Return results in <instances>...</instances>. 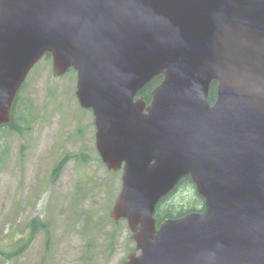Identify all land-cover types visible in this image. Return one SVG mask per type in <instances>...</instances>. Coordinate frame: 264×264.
I'll list each match as a JSON object with an SVG mask.
<instances>
[{
    "label": "water",
    "instance_id": "95a60500",
    "mask_svg": "<svg viewBox=\"0 0 264 264\" xmlns=\"http://www.w3.org/2000/svg\"><path fill=\"white\" fill-rule=\"evenodd\" d=\"M44 55L76 72L97 153L122 168V264H264V0H0V127ZM185 176L202 211L156 224Z\"/></svg>",
    "mask_w": 264,
    "mask_h": 264
},
{
    "label": "rangeland",
    "instance_id": "374dc122",
    "mask_svg": "<svg viewBox=\"0 0 264 264\" xmlns=\"http://www.w3.org/2000/svg\"><path fill=\"white\" fill-rule=\"evenodd\" d=\"M75 83L73 71L55 77L50 60H41L18 94L14 116L24 129H0V264H121L134 248L125 221L109 216L121 171L101 162L93 117L79 107ZM194 198L185 184L164 205L178 210ZM33 220L47 225L33 227Z\"/></svg>",
    "mask_w": 264,
    "mask_h": 264
},
{
    "label": "trees",
    "instance_id": "16d2710c",
    "mask_svg": "<svg viewBox=\"0 0 264 264\" xmlns=\"http://www.w3.org/2000/svg\"><path fill=\"white\" fill-rule=\"evenodd\" d=\"M160 80H161L160 76L155 77L147 85H145V87L140 91L139 94L141 95V97H142L144 102L148 103L150 101L151 91L157 84H159ZM215 88H216L215 84L212 83L210 85L209 93H208L209 102H213L214 99H215ZM14 109H15V105L13 107V112H14ZM17 122L18 121H16L15 117L12 115L10 123L8 125H6L7 129H9V130H11L13 132H16V133H21L24 128L20 127ZM61 167H62V164L59 163L56 167H54L52 169L53 177L57 176V174L60 171ZM185 184L191 185L193 187V184L191 183L190 179L188 177H186V178H184V179H182L180 181V183L178 185V188L180 186L185 185ZM166 199H168V197L163 198L159 202L158 206L156 207L155 219H156L157 222H160V221H162L164 219H167V218H177V217L185 215V214H187L189 212L197 211L198 210V208H197L198 204L202 203L201 199L195 193V198H194L192 206L187 205L186 208L183 207V206H180V207H178L179 209L176 210L177 209V205H173V204H169V205H166V206L164 205V202L166 201ZM32 226L33 227L38 226L39 228H43L44 229L46 224L45 223H39V222L33 220L32 221ZM45 232L47 233L48 230H45ZM46 241L48 242V236L46 238ZM21 250H22V246L19 249L11 251V252H3L2 256L4 258H9V257H12V256H14L16 254H19L21 252Z\"/></svg>",
    "mask_w": 264,
    "mask_h": 264
}]
</instances>
